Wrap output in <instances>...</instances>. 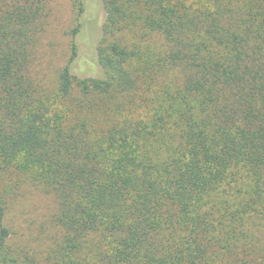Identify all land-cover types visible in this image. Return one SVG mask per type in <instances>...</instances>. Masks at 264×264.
Segmentation results:
<instances>
[{"label": "trees", "instance_id": "1", "mask_svg": "<svg viewBox=\"0 0 264 264\" xmlns=\"http://www.w3.org/2000/svg\"><path fill=\"white\" fill-rule=\"evenodd\" d=\"M45 3L0 0V264H264V0H73L51 89ZM24 184L56 203L39 259L8 244Z\"/></svg>", "mask_w": 264, "mask_h": 264}, {"label": "rangeland", "instance_id": "2", "mask_svg": "<svg viewBox=\"0 0 264 264\" xmlns=\"http://www.w3.org/2000/svg\"><path fill=\"white\" fill-rule=\"evenodd\" d=\"M45 1L38 24V43L31 74L42 88L51 89L69 57L70 37L67 31L72 29L75 22L73 0ZM90 3H96V0H90ZM103 17L100 11L98 27ZM99 35L100 32L95 37ZM7 204L4 222L9 229L8 244L13 257L17 258L19 254L21 257L26 255L28 258L39 259L58 248L61 235L52 223L56 211L52 196L30 184H24L19 188L14 187ZM21 262L19 259L18 264Z\"/></svg>", "mask_w": 264, "mask_h": 264}]
</instances>
